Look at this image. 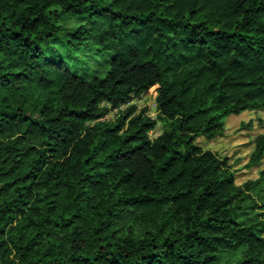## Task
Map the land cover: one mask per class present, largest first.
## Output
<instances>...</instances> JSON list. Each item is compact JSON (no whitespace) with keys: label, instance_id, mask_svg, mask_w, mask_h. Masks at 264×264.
Segmentation results:
<instances>
[{"label":"trees","instance_id":"1","mask_svg":"<svg viewBox=\"0 0 264 264\" xmlns=\"http://www.w3.org/2000/svg\"><path fill=\"white\" fill-rule=\"evenodd\" d=\"M251 112L264 0H0V264H264V134L241 184L197 142Z\"/></svg>","mask_w":264,"mask_h":264},{"label":"rangeland","instance_id":"2","mask_svg":"<svg viewBox=\"0 0 264 264\" xmlns=\"http://www.w3.org/2000/svg\"><path fill=\"white\" fill-rule=\"evenodd\" d=\"M80 23L79 20L68 17L62 21L66 27H75ZM59 51L65 56L63 48L57 46ZM75 58L66 57L71 70L82 74L85 79L92 77H102L107 69V57L95 51H80L74 54ZM155 87L149 89L147 94L134 99V104L138 111L146 108L147 114L151 118L156 117L155 111ZM121 108L120 110H123ZM118 116L117 110L110 112L105 118L113 121ZM236 117V118H235ZM250 123V130L240 129V123ZM167 129L166 124L158 120L155 129L150 133V138H155ZM258 134H264V112L243 113L240 117L231 116L226 119L225 131L221 136L207 141L199 138L197 142L221 156L229 158V163L233 166L236 173V183L241 184L248 179H254L257 176L258 168H247L248 155L252 149L251 140ZM264 166V162L262 164ZM255 212L264 213V208L257 204Z\"/></svg>","mask_w":264,"mask_h":264}]
</instances>
